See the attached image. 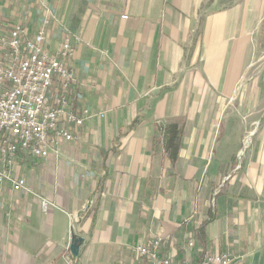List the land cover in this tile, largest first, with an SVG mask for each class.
<instances>
[{"label": "crops", "instance_id": "0c3cea01", "mask_svg": "<svg viewBox=\"0 0 264 264\" xmlns=\"http://www.w3.org/2000/svg\"><path fill=\"white\" fill-rule=\"evenodd\" d=\"M15 1L57 20L51 54L71 35V99L92 117L59 154L17 157L31 193L0 186V264H147L133 247L156 238L172 264H264V115L247 153L237 143L264 82V0Z\"/></svg>", "mask_w": 264, "mask_h": 264}, {"label": "built area", "instance_id": "2783aa9c", "mask_svg": "<svg viewBox=\"0 0 264 264\" xmlns=\"http://www.w3.org/2000/svg\"><path fill=\"white\" fill-rule=\"evenodd\" d=\"M51 20L46 12L30 35L26 24L5 21L0 13V186L7 183L14 192L31 193L15 172L17 157L47 159L59 154L61 143L73 142L74 132L92 117L89 110L76 109L71 99L78 85L71 67L75 57L71 35L66 33L53 54L45 47ZM48 205L42 200L44 211ZM161 244L156 238L149 245L136 244L133 252L147 264H172L160 255ZM187 246L192 248L193 241ZM232 262L227 253H205L199 264Z\"/></svg>", "mask_w": 264, "mask_h": 264}, {"label": "rangeland", "instance_id": "374dc122", "mask_svg": "<svg viewBox=\"0 0 264 264\" xmlns=\"http://www.w3.org/2000/svg\"><path fill=\"white\" fill-rule=\"evenodd\" d=\"M34 1L35 0H29L28 2L25 1L24 6L30 7L32 4L36 5V3ZM234 1H236V0H228L226 2V5L229 6V5L233 4ZM17 2L18 1H15V0H0V13H1V15L5 21H8V22L21 21L24 24H27V25L29 24L28 26L31 25V22H35V20H38L39 21L38 23L42 22V20L45 16L43 14H42L43 16H40L38 19H32V17H30L28 15L29 12H27L28 14L27 13L26 14H24V13L19 14V13L15 12L14 8L16 6H18ZM38 6L39 7L41 6L40 8L43 9V7L41 5V1L38 3ZM52 20L57 21L56 19H53V18H52ZM254 57L255 56L253 55L252 60H254L253 59ZM254 73H255V69L253 68L251 71V74H254ZM258 89H260V91L262 90V92H260L259 90H257L256 92H252V96L250 95L247 98V103H246L247 111L244 115L245 119L243 120V121H246V122H244V125L245 126L247 125V126H246L245 130L241 131L240 137L237 138V143L241 144V149L239 150V153L241 152V150L244 151V154L247 153V149H248V147H250L252 145V138L254 137V136H251V134L253 132H256L257 128H258L257 126H255V123L259 122L260 117L264 115V82L261 84V88H258ZM261 93H262V96L260 95ZM255 108H256L257 112L250 113L253 109L255 110ZM246 141H247V143H246ZM24 170L25 169L22 168V165H21V171L23 172ZM27 174H28V172H27ZM7 200H9V197L7 198Z\"/></svg>", "mask_w": 264, "mask_h": 264}, {"label": "trees", "instance_id": "16d2710c", "mask_svg": "<svg viewBox=\"0 0 264 264\" xmlns=\"http://www.w3.org/2000/svg\"><path fill=\"white\" fill-rule=\"evenodd\" d=\"M181 131L174 125H167L163 132V147L169 161L174 163L178 157Z\"/></svg>", "mask_w": 264, "mask_h": 264}, {"label": "water", "instance_id": "95a60500", "mask_svg": "<svg viewBox=\"0 0 264 264\" xmlns=\"http://www.w3.org/2000/svg\"><path fill=\"white\" fill-rule=\"evenodd\" d=\"M73 250V248H71Z\"/></svg>", "mask_w": 264, "mask_h": 264}]
</instances>
